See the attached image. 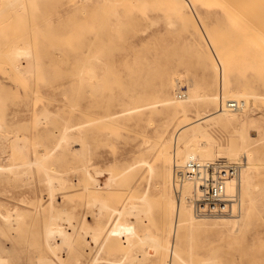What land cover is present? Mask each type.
<instances>
[{"label": "rangeland", "instance_id": "374dc122", "mask_svg": "<svg viewBox=\"0 0 264 264\" xmlns=\"http://www.w3.org/2000/svg\"><path fill=\"white\" fill-rule=\"evenodd\" d=\"M236 2H241V9L237 6L241 17L227 12ZM12 19L0 32V49L7 50L22 39L35 49L40 46L45 59L34 71L21 74L0 61V260L4 262L0 264L42 260L44 264H90L94 258L96 264H115L121 245L127 247L147 233L164 244L170 232L169 201L180 200L173 171L180 165L177 159L185 141L177 131L189 133L193 127L186 124L209 114L214 120L202 126L210 141L201 134L191 137L196 144L209 143L217 153L233 143L238 149L247 144L248 152L240 150L229 162L258 163L251 176L253 189L243 200L236 193L240 202L233 213L199 218L193 211L203 225L183 233L180 241L173 234L168 239L171 245H179L187 264L211 259L220 264H264V0H72L69 5L66 0H35L30 11L22 10L17 20ZM164 86L167 93H161ZM192 87L211 98L221 91L227 96L250 94L248 113L257 123L242 127L238 120L228 121L218 101L188 102ZM185 96V101H179ZM169 98L176 103L165 102ZM41 109L48 110L47 118L38 117ZM49 120L65 126L84 122L82 132H72L78 146L64 165L74 187L64 189L54 182V205L68 212L63 216L66 221L60 219L71 236L63 246L46 237L47 216L56 209L47 207L50 192L40 165H33L31 178L27 175L22 183L24 193L17 198L24 201L21 208L26 212L47 208L20 232L10 231L1 218L7 203L4 166L10 140L22 137L27 154L35 146L42 149L46 134L36 131ZM50 138L51 143H59L56 130ZM164 150L170 154L162 155ZM217 159L223 158L206 161ZM100 168V183L112 177L109 202L122 215L108 223L110 211L105 212V230L90 252L86 244L92 235L82 233L79 225L99 207L90 206L89 195L76 185L85 179L86 170ZM11 184L16 191L19 181L12 179ZM143 193L151 195L148 205L143 202L147 209L131 211L129 207L137 204L133 200ZM221 218L238 219V231L210 226ZM69 219L75 222V233ZM143 243L137 250L152 256V244ZM165 256L149 257L144 264H164Z\"/></svg>", "mask_w": 264, "mask_h": 264}, {"label": "bare ground", "instance_id": "6f19581e", "mask_svg": "<svg viewBox=\"0 0 264 264\" xmlns=\"http://www.w3.org/2000/svg\"><path fill=\"white\" fill-rule=\"evenodd\" d=\"M71 1L72 0H66L67 5H69V2ZM78 1H82V0H78ZM91 1L93 0H89V2ZM226 2L224 1L225 5H226ZM34 3H35V0H0V26H1L0 32H2L5 29L10 19L13 18L17 20L18 17L21 16L22 10L26 9L27 11H30V7ZM240 4L239 2H236V7L239 6ZM230 6L231 7L228 6L227 12H229L232 16H235V14H237L238 17H241V15H239L238 13L240 11L238 7L237 9L236 7L234 8L233 4H231ZM237 16L236 18H238ZM44 59H45L44 52L42 51L40 46L39 48L37 47L35 49V46H33V43L32 44H30L29 42L24 43L22 39L20 41L14 42L10 46V48L7 50L0 49V61L6 62L8 64V68L13 69L18 74H21L24 71L26 73L34 71L38 65V62L39 61L43 62ZM167 92H168V87L164 86L161 89V93H167ZM178 95L180 98L183 96L182 94H178ZM175 97L178 99L177 96ZM250 98H252V96L248 93L233 92L232 96H227V95H224L223 91H221V93L218 96L213 95L211 98L207 95H204V96L200 95L198 93L197 88L192 87L191 89H189V97L187 101L188 102H198L200 100L206 101L207 99H209L208 103H212V104L218 101V105L222 107L221 111H225L223 113L227 115L226 117L228 121L238 120L241 122L242 127H244V126H252L257 123V121L248 113V101L247 100ZM185 100H186V96H185V99L179 100V101H185ZM165 102L169 103L170 105H174L176 103L175 101H173V98L166 99ZM231 102H238L240 104V107L238 109L229 108V103ZM182 107L185 110L186 106L183 105ZM47 111H48L47 109H41L40 112L42 113L38 117L44 116L43 118H47L49 116ZM116 113L110 114L109 116H114L116 115ZM229 115H231V117ZM211 120H214L211 114L206 115V116L198 115L196 120L186 124V126L191 125L193 127L189 133L181 134L182 133L181 130L177 131V132H180L179 133V135H181L180 139L182 141H185V144L181 146L180 154H179L180 157L179 159H177V161L179 160L178 162H180L179 163L180 165H175V167H181L183 166L185 162H187L188 160H193V159H197L205 163H210L213 161H206V160H213L216 157H220L225 160H228L229 162L237 158L240 150H242L243 153L248 152L247 144L242 147V144L244 143L243 140H242L243 142L241 141L242 144L240 145V147L242 148L238 149L236 147L237 145L235 144L236 145L235 146L233 143L232 146L229 145L227 147L220 148L218 150L219 153H217V151H214L212 146L209 143L204 146L202 144L201 145L196 144V139H193L194 136L191 137V135L201 134L202 138H205L207 141H210V135L206 131L203 130L202 124L208 123ZM36 122L39 123L40 118H37ZM45 125L47 126L42 127L41 129H37L36 131L42 135L46 134L44 139L40 142L42 149H38L37 146H35L33 151L30 154H27L24 151L26 147V144H25L26 142L22 137L16 136L12 140H10L9 150L6 151L7 157H8V163L4 166L5 179H6L5 182H6V190H7V195H6L7 203L5 205L6 210L3 213V217L1 218H3L6 226L8 227L10 231L15 230L17 232H20L23 229H25L24 227L27 226L28 224L27 222L29 219H35V217L37 216L35 214H39L41 211H44V209H46L47 207L50 208L53 206L54 209L56 210H55V213L53 212L47 216V223L45 226L46 237H48L49 242L50 240L56 241V245L63 246L65 244H69L71 236L69 237V234H68L69 231L67 232V230H65L62 227L60 223V219L63 220V216H65L68 212H66L65 214L62 212L63 208H61L60 210L56 208L54 205V196H55L54 195V188H55L54 182H57L58 185L59 184L63 185L64 189H70L74 187V184H70L69 182V177H68L69 175L66 172H64V171L69 170V169L64 168V165H65V160L67 159L68 155L70 154L71 156L75 155V151L77 150V146H78V140L73 138L72 132L74 131L82 132L84 130V127H83L84 122H78L71 126H68V125L65 126V125H56L55 120H49ZM55 130H56V133L59 134L60 139L58 140L59 143L54 144V143H51L52 137L50 138V135H54ZM241 138L245 139V137L243 136ZM62 142H64L65 144L64 146L63 145L61 146ZM56 154L58 156L54 157V155ZM161 154L169 155L170 151L164 150L161 152ZM34 164L40 165L43 169L42 170L43 176H44L43 182H45V184L49 186L50 193L48 194L50 195V201L47 204V207H44V209L43 208L42 209L41 208L30 209L29 211L26 212L21 208V203H23L24 201L18 200L19 198L17 197H20L24 193V185L22 183L26 181L24 178H28L27 175L31 178L30 175L33 174ZM257 166H258L257 162L253 160H251V162L248 161V163L245 164V171L241 172L240 177L237 180H232L228 183V193L230 195H233L234 193L238 194V192H240V195L242 194L241 195L242 200L246 198L247 196H250L251 191L253 189L251 176L253 173V169ZM42 172L41 174L38 175L39 177L42 175ZM63 173H66V174L62 175ZM102 174H103V170L101 168L95 169V170L88 169L86 170L85 179L80 181L76 185L77 187H80L82 192L87 193L89 195L88 204L89 203L92 204V205L89 204L90 206L97 205L99 207L98 213L95 214V212L94 213L92 212L90 213V216L88 217L86 215V217L83 218L82 222L79 225L80 227L79 230L80 231L82 230V233L84 232L85 234L87 232L92 235V239L90 238L91 243L86 241L87 250L90 252L91 250H93V248L95 249L97 247V242H98L97 237L99 234H101L105 230L106 226L103 224V216L105 212L108 210L110 211L109 217H108V223L116 215H122V211L118 208L112 207L109 202L108 195L113 190L112 177L108 182H106L105 184H102L98 180L99 176H101ZM12 179H17L19 181L16 191L14 190L15 188H13V185L11 184ZM92 185L95 187L94 190H92L93 189ZM180 190H182V192H180L179 194L180 200H177L176 204L173 202L172 199L169 201L168 212L170 214V232L168 233L166 242L163 244L160 242V238L158 236L151 237L149 233H147L144 235V238L142 240L132 242L127 247H123V245H121L122 247L120 249L119 254L113 260L115 264H144L149 257L154 256V258L156 257V259H159L162 255H166L164 264H187L186 260L183 257V254L179 250V245L178 244L171 245V241L168 238L172 236L173 234L174 240L180 241L183 233L192 231V229L196 227L197 225L199 226L203 224L199 222V220H196L197 218L193 216V206H192V197L194 193L193 185L191 183H185L180 188ZM150 196H151L150 193H143L142 195L137 196L136 200H133L137 202V204L131 205L129 209L135 212L139 210L145 211L147 209L148 201H150ZM130 199H132V197ZM254 201L255 200L252 198L251 202H254ZM143 202H146L147 205H143ZM237 207H239V205L237 203H234L232 205V211L234 212ZM26 215L28 216L27 219L25 218ZM216 216H219V215H216ZM88 218H91L92 220L93 219L94 220L91 221V220H88ZM67 219L65 217L63 221H66ZM74 224L75 222L72 221V219H69V225L72 228V231L75 233L76 229H75ZM238 225H239L238 219L221 218L219 220H216L215 222H212L210 226L216 230L219 228L221 229V228H225V227L227 228L231 226L233 231H238ZM171 229H172V232H171ZM80 231L78 234H80V236H82V238L85 239L84 234L80 233ZM88 235L89 234H87V236ZM147 240H148V243L152 244L150 246L154 250V254L153 255L150 254L152 256H149V254L147 255V252H145L144 254H141L140 250H137V246L142 244V241L146 243ZM147 247H149V245ZM57 255H59V253ZM96 260L97 259L95 258L92 259L90 264H96ZM3 261H6V260L4 259ZM38 262L36 263L38 264ZM40 262H42L41 264H44L43 260ZM51 262L52 261H50L49 263ZM203 263H206V262L203 261ZM206 264H220V261L218 259H214V260L211 259L207 261Z\"/></svg>", "mask_w": 264, "mask_h": 264}, {"label": "built area", "instance_id": "2783aa9c", "mask_svg": "<svg viewBox=\"0 0 264 264\" xmlns=\"http://www.w3.org/2000/svg\"><path fill=\"white\" fill-rule=\"evenodd\" d=\"M239 107L238 102L229 103L231 109ZM243 167V162L231 163L225 159L210 163L188 160L183 166L174 168V187L179 195L185 183L193 185L192 206L194 214L199 218L233 213L232 205L238 204V196L236 193H228V183L240 177Z\"/></svg>", "mask_w": 264, "mask_h": 264}]
</instances>
